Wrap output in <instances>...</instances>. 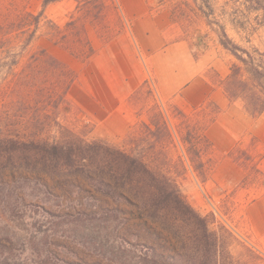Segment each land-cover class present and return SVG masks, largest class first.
Listing matches in <instances>:
<instances>
[{
  "label": "rangeland",
  "instance_id": "obj_1",
  "mask_svg": "<svg viewBox=\"0 0 264 264\" xmlns=\"http://www.w3.org/2000/svg\"><path fill=\"white\" fill-rule=\"evenodd\" d=\"M155 1L171 8L176 39L208 47L229 71L235 61L229 49H264V0ZM43 10L38 32L24 52L27 35L0 28V49H12L18 60L15 71L41 51L72 69L77 79L68 95L73 108L65 122L84 133L92 129L91 139L144 149L209 219L211 229L223 227L232 234L237 257L247 247L264 256V140L248 134L223 155L212 148L203 156L206 170H198L192 162L198 159L197 137L218 109L209 104L184 115L174 103L163 102L143 61L147 78L131 91L138 47L119 0H59L46 7L43 0H0V27L26 12ZM7 56L0 51V111L10 100L5 87L12 76L5 62L13 57ZM118 94L122 105L114 99ZM107 114L111 117L105 124ZM132 132L141 139L130 140ZM16 177L10 170L0 175L9 182ZM41 181L51 191L41 192L48 208L87 215L51 219L41 210H17L10 220L0 207V264H180V239L159 221L127 204L119 206L121 213H102L116 204L81 178L73 182L44 175Z\"/></svg>",
  "mask_w": 264,
  "mask_h": 264
},
{
  "label": "trees",
  "instance_id": "obj_2",
  "mask_svg": "<svg viewBox=\"0 0 264 264\" xmlns=\"http://www.w3.org/2000/svg\"><path fill=\"white\" fill-rule=\"evenodd\" d=\"M56 1L43 0V4L46 7ZM43 15L44 10L26 12L0 28H15L27 35L21 49L24 52ZM11 50L0 49L13 57L5 62L12 76L5 87L10 100L0 111V175L7 170L18 173L12 182L0 179V199L5 202L0 207L10 220L20 211L41 210L51 219L87 215L83 211L55 212L41 196V192L51 193L48 184L41 181L44 175L73 182L81 178L116 204L102 208V213H121L119 206L127 204L173 231L181 242L180 264H264V256L249 247L237 257L231 249L232 234L223 227L211 229L209 219L186 200L178 183L162 165L150 160L144 149H125L104 139H91L88 134L92 129L84 133L65 122L73 108L68 95L77 79L72 69L41 51L15 71L18 60ZM229 50L235 61L222 80L224 90L232 102H240L250 116L258 118L264 113V49ZM207 126L197 137L203 142L198 141V159L192 160L202 171L207 164L203 156L213 148ZM129 137L141 139L133 132ZM48 253L58 258L55 251L48 249Z\"/></svg>",
  "mask_w": 264,
  "mask_h": 264
},
{
  "label": "crops",
  "instance_id": "obj_3",
  "mask_svg": "<svg viewBox=\"0 0 264 264\" xmlns=\"http://www.w3.org/2000/svg\"><path fill=\"white\" fill-rule=\"evenodd\" d=\"M119 4L138 47V54L134 55L136 83L131 91L147 78L143 61L163 102H172L186 113L209 104L217 107L206 134L218 155L232 151L248 134L264 140V113L253 118L240 102L229 99L222 80L230 71L208 47H197L190 39L175 38L170 7L156 4L155 0H119ZM114 99L120 105L124 102L121 94ZM110 117L107 114L102 122L108 123ZM125 117L121 114L122 120Z\"/></svg>",
  "mask_w": 264,
  "mask_h": 264
},
{
  "label": "water",
  "instance_id": "obj_4",
  "mask_svg": "<svg viewBox=\"0 0 264 264\" xmlns=\"http://www.w3.org/2000/svg\"><path fill=\"white\" fill-rule=\"evenodd\" d=\"M198 38H199V42H200L201 41L200 36Z\"/></svg>",
  "mask_w": 264,
  "mask_h": 264
}]
</instances>
